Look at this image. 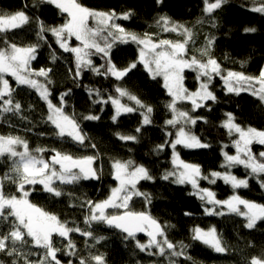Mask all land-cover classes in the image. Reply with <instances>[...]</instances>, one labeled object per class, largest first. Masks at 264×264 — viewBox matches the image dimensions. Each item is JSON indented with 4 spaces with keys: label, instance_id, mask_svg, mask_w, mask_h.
<instances>
[{
    "label": "trees",
    "instance_id": "16d2710c",
    "mask_svg": "<svg viewBox=\"0 0 264 264\" xmlns=\"http://www.w3.org/2000/svg\"><path fill=\"white\" fill-rule=\"evenodd\" d=\"M78 2L94 10L114 9L117 13L131 10L134 15L130 20L119 21L126 30L138 35L148 33L156 40L183 41L184 37L179 33L164 32L161 27L157 26L156 20L160 16H167L171 21L182 24L192 31L193 38L187 45L189 56L200 57V50L205 46L206 40L214 37L215 43L210 50V55L217 59L222 69L243 71L246 75L256 76L264 68V16L250 11L251 0H227V3L211 14L203 11L206 6L204 0H163V3L159 4L157 0H78ZM209 2H214V0H209ZM32 3L33 0H0V10L3 12L15 13L18 10H25L31 18L29 24L24 27L0 34V36L7 35L10 42L17 43L18 46H26L36 42L37 24L35 21L37 17L48 27H56L66 22L67 14H62L54 5L40 3L38 7H32ZM245 27H256L257 31L246 33ZM45 35L51 48L48 44L42 43L37 59L32 62V68L35 70L40 67L54 69L50 74L53 81L50 86L53 103H57L60 93L69 88L72 89L71 98L65 110L69 114L75 111L81 128L90 138L86 140V145L94 143L96 148L82 147L67 137L56 136L54 126L46 122L48 114L46 103L40 99L34 89L26 85L18 86L11 76H6V79L15 90L14 100L21 103L22 110L18 114L0 113V135L21 137L27 141L30 152L42 155L46 160H50L55 154L53 149L71 154L74 158L98 155L97 169L102 168V172H99L100 179L82 180L78 184H58L56 187L62 191L60 197L44 192L40 184L25 185V190L31 191L28 197L30 202L37 207L57 215L61 221H67L69 227L78 226L82 231L91 230L94 237H104L103 240L96 242L95 239L85 237L80 233H70L69 238L76 246L74 251L77 257H88L91 253L103 254L106 264H167V256L149 255L147 250L141 252L135 247L134 240H125L126 234L115 228L98 222H92L90 226L84 223V217L90 214L87 201L98 202L106 199L110 195L111 188L116 185L112 177L111 164L117 159L122 161L132 159L137 164H143L155 177L154 181H141L137 185L141 192L150 194L151 203H147L142 196H135L129 210L148 212L165 227L171 242L178 246L181 243L187 246L186 254L191 256L192 260H186L183 256L176 257L174 259L177 264H192V261H195V264H248L253 257H260L264 253V221L258 222L256 229H247L244 227L243 217L228 213L227 209L221 206H217L216 210L224 211L225 215H206L204 207L212 206L207 205L195 195H191L193 191L191 185H176L160 178L165 170L172 168V151L170 147H165L162 152L156 154L153 149L164 144L166 140L173 139L176 131L171 126L165 125V120L172 118V113L165 107L171 97L163 86V78L152 79L140 64L121 81L115 80L114 77L105 78L90 70L84 71L81 77L75 78L74 54L64 52L55 43L51 32ZM79 43L72 40L71 46L75 47ZM138 51L139 48L134 43L117 44L112 50V60L118 67L123 68L138 58ZM53 54L58 57L54 63L51 59ZM92 60L96 66L104 63L100 55H94ZM242 61L243 66H241ZM184 77L185 87L189 91H196L199 87L196 74L191 70H185ZM38 79L43 80V78ZM115 85L126 88L144 104L153 108L152 124L144 126L141 133H135V128L142 121L139 112L123 114L114 124L111 121L114 107L110 102L107 104L92 103L98 97L95 93L90 97L89 88L100 89L102 98L106 100L109 94L116 95ZM210 90L214 92L217 100L205 102V107L195 112H191L190 102L177 103L180 110L189 111L191 115L203 117L207 121L205 123L204 120H198L197 124L191 127V131L203 142H210V148L186 149L177 146L181 159L200 165L205 175L211 171H225L221 168L223 143L229 145L227 149H224L225 151L235 154L231 140L237 137H228L227 130L220 127L226 119L225 113H232L236 118L235 122L242 127L251 126L264 130V103L257 97H253L248 92H241L238 96L234 93H227L219 77L213 78ZM121 102L133 104L127 100V97L122 98ZM88 114L99 115L100 120L80 119ZM116 132L136 134L139 142L121 141L114 135ZM167 132H172L173 137H167ZM38 148L45 149V151L36 153L35 150ZM252 148L255 153L264 151V146L257 144H253ZM22 149V146H17V151H22ZM11 167L12 160L7 154L0 157V177H3L5 173L11 174ZM231 171L240 178L248 175V170L243 166H237ZM200 187L210 188L220 200L228 199L235 191L242 198L264 203V190L259 187L255 179H249L248 188L237 190H233L230 185L224 184L219 179L214 185L201 179ZM5 192L20 195L16 184L10 181H5ZM119 212L123 211L119 210ZM185 213H190V215H185ZM167 225L175 227L169 228L166 227ZM213 226L227 249L224 253H216L202 242L192 239L194 228L208 230ZM9 227L7 223H0V233L8 231ZM136 239L141 243L145 241L141 235H137ZM53 243L62 249L57 253L61 264H68L69 260L72 264H78L77 257L65 255L66 240L54 234ZM24 251L31 253L30 260L37 261L42 258L44 250L36 248L29 242ZM151 251L155 253L157 250L152 249ZM0 260H4L5 264H10L12 257L0 253Z\"/></svg>",
    "mask_w": 264,
    "mask_h": 264
},
{
    "label": "snow or ice",
    "instance_id": "6c2138e0",
    "mask_svg": "<svg viewBox=\"0 0 264 264\" xmlns=\"http://www.w3.org/2000/svg\"><path fill=\"white\" fill-rule=\"evenodd\" d=\"M40 3L54 5L62 14H67V20L62 25L48 27L43 21L36 18L37 31L36 42L26 46H18L17 43L10 42L7 35L0 36V113L18 114L22 110L19 101L14 100V89L11 87L6 76H11L18 86L26 85L34 89L40 99L46 103L47 119L54 126L56 136L60 138L68 137L74 143L82 147L96 148L94 143L86 145V140H90L87 133L81 128L80 122L73 110L69 114L65 109L68 100L71 98L72 89L60 93L57 103H53L50 86L53 84L50 74L53 68L40 67L38 70L32 68V62L37 59L42 43L48 44L46 33L51 32L55 38V43L64 52L74 54L75 78L82 76L83 72L90 70L92 73L102 75L105 78L114 77L115 80H123L132 70L140 64L144 67L152 79L163 78V86L167 90L171 100L165 107L172 113V118L165 120V125L176 129L174 138L166 140L164 144L156 146L153 151L156 154L162 152L165 147H170L171 170H165L161 179L171 181L176 185H191V195H195L201 201L212 207H204L206 215H225L224 211H217V206L226 208L228 213L236 214L245 220L244 227L256 229L258 222L264 221V203L242 198L234 191L228 199L220 200L216 198V193L210 188L200 187V180L208 181L214 185L216 181L222 180L224 184L230 185L233 190L248 188L249 179H255L259 187L264 190V151L253 152V144L264 146V130L255 127H242L236 123L232 113H225L226 119L220 127L227 130L228 137L236 136L231 140V145L235 149V154H229L224 149L229 145L222 144L221 154L223 163L221 168L225 171H211L205 175L201 166L189 163L181 159L177 146L186 149H206L211 147L210 142H203L200 137L191 131L198 120L207 121L203 117L193 116L189 111L180 110L177 103L188 101L191 103V112L205 107V102L217 100L216 95L210 90L214 77H219L225 86L227 93H234L237 96L241 92H248L253 97H257L264 103V68L258 75H246L243 71L224 70L217 59L210 55V50L215 43L214 37L206 40L205 46L200 50V57L189 56L187 45L193 38L190 29L182 24L171 21L167 16H160L156 20L158 27L164 32H177L184 37L183 41H173L171 39L154 40L153 36L144 33L138 35L126 30L119 21L130 20L134 13L131 10H123L117 13L114 9L109 11L90 9L78 0H33L32 7H38ZM163 3V0H157ZM204 13L211 14L220 9L227 0H204ZM250 11L264 16V0H251ZM30 17L25 10H18L15 13H7L0 10V34H6L12 30L20 29L29 24ZM92 20L94 23L89 24ZM215 26V25H213ZM246 33H255L256 27H245ZM75 37L79 45L70 46V41ZM134 43L138 46V58L121 68L112 60V50L117 44ZM51 48V44H48ZM100 55L104 63L99 66L94 65L92 57ZM206 57V59H205ZM53 54V63L57 60ZM244 62H241L243 66ZM103 69V71H101ZM191 70L196 74L199 87L196 91H189L184 85V72ZM71 71V69H69ZM38 78H43L40 80ZM74 78V79H75ZM78 86V85H77ZM89 96L93 93L98 97L92 101L93 104L111 103L114 107V115L111 121L115 124L123 114L139 112L142 116L140 125L135 128V133H141L144 126L152 124L153 108L144 104L136 95L129 92L120 85H115L116 95L109 94L105 100L101 96L100 89H88ZM133 102L132 105L122 103V98ZM210 110V109H209ZM103 111V109H101ZM82 120L98 121L100 116L88 114L80 117ZM121 141L139 142L136 134H114ZM167 137H173L172 132L166 133ZM17 146H22L23 151H17ZM45 149L38 148L36 153H42ZM55 154L50 160H45L42 155L33 154L29 151L26 140L19 136L0 135V157L5 154L12 160L11 174L5 173L0 177V223L10 225L8 231L0 233V253L7 257H12L10 264H61L57 258V253L61 252L60 247L53 243V235H57L67 241L64 248L65 255L77 257L75 244L70 239V233L77 232L85 237H91L99 242L103 236L94 237L91 230H81L80 227H69L67 221L31 203L30 190H25V185L35 186L40 184L43 191L60 197L62 191L54 186L56 181L61 185L78 184L82 180L100 179L99 170L94 167L98 155H85L74 158L71 154L62 153L53 149ZM56 165H59L57 170ZM243 166L248 170V175L244 178L237 177L231 169ZM112 177L117 182V186L111 188L110 195L99 202L87 201L89 215L84 217V223L91 225L92 222L104 223L108 227L120 230L125 233V240L135 241V247L141 252L147 250L149 255L167 256V264H177L174 259L183 256L191 261L192 257L186 254L187 246L183 243L176 245L168 239L165 227L148 212H134L129 210V202L134 196L144 197L147 203H151V196L141 192L137 185L141 181H154L155 177L150 169L143 164H137L134 160L125 161L114 160L111 164ZM5 181L16 184L19 196L5 192ZM108 209L120 210L115 214H109ZM190 215V213H185ZM166 227H175L167 225ZM137 233H145L149 238L146 243H141L136 239ZM159 237V238H158ZM31 244L36 248L43 249L42 258L37 261L29 259L30 252L24 251L25 246ZM192 239L200 241L213 249L216 253H224L227 249L222 243V238L218 235L216 228L210 227L208 230L196 227L192 230ZM179 247V250H177ZM156 249L153 253L151 250ZM78 264H106L103 254H89L88 257H77ZM0 264H5L0 260ZM68 264H72L69 260ZM195 264V261H192ZM248 264H264V253L260 257H253Z\"/></svg>",
    "mask_w": 264,
    "mask_h": 264
},
{
    "label": "rangeland",
    "instance_id": "374dc122",
    "mask_svg": "<svg viewBox=\"0 0 264 264\" xmlns=\"http://www.w3.org/2000/svg\"><path fill=\"white\" fill-rule=\"evenodd\" d=\"M93 23H94V22H93L92 20L89 21V24H90V25H92ZM153 39H154V38H153ZM72 40H76L75 37H73ZM72 40H71V41H72ZM154 40H156V39H154ZM157 40H158V39H157ZM171 40H172V39H171ZM71 41L69 42V43H70V46H71ZM76 41H77V40H76ZM173 41H175V40H173ZM78 42H79V41H78ZM5 78H6V77H5ZM67 138H68V137H67ZM69 139H70V138H69ZM22 151H23V149H22ZM45 160H46V159H45ZM94 167L97 168V161L95 162ZM56 168H57V170H59V165H56ZM58 184H60V182H59V181H56V183H55L54 186H57ZM116 186H117V182H116V185H115L114 187H116ZM134 197H135V196H134ZM134 197H133V199H134ZM133 199H132V200H133ZM132 200H131V201H132ZM131 201L129 202V206H130V204H131ZM98 202H99V201H98ZM219 207H220V206H219ZM120 210L125 211L124 209H120ZM107 211H108L109 214H115L116 211H119V210L108 209ZM27 239H29V242H31V241H30V238H27Z\"/></svg>",
    "mask_w": 264,
    "mask_h": 264
},
{
    "label": "flooded vegetation",
    "instance_id": "af4514ba",
    "mask_svg": "<svg viewBox=\"0 0 264 264\" xmlns=\"http://www.w3.org/2000/svg\"><path fill=\"white\" fill-rule=\"evenodd\" d=\"M118 230V229H117ZM120 231V230H119ZM137 236V235H136ZM138 236H140V235H138ZM142 237H144L145 238V241L144 242H142V243H146L147 242V240L149 239L148 237H147V235H141ZM159 238V237H158ZM154 249V248H153Z\"/></svg>",
    "mask_w": 264,
    "mask_h": 264
},
{
    "label": "water",
    "instance_id": "95a60500",
    "mask_svg": "<svg viewBox=\"0 0 264 264\" xmlns=\"http://www.w3.org/2000/svg\"><path fill=\"white\" fill-rule=\"evenodd\" d=\"M136 235H146L145 233H137Z\"/></svg>",
    "mask_w": 264,
    "mask_h": 264
}]
</instances>
